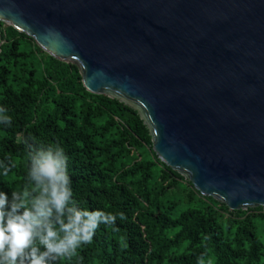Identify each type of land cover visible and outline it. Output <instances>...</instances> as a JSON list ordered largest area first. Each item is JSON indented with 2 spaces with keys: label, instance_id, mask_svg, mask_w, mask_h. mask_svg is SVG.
<instances>
[{
  "label": "water",
  "instance_id": "water-1",
  "mask_svg": "<svg viewBox=\"0 0 264 264\" xmlns=\"http://www.w3.org/2000/svg\"><path fill=\"white\" fill-rule=\"evenodd\" d=\"M0 22L136 111L202 196L264 210V0H0Z\"/></svg>",
  "mask_w": 264,
  "mask_h": 264
},
{
  "label": "trees",
  "instance_id": "trees-1",
  "mask_svg": "<svg viewBox=\"0 0 264 264\" xmlns=\"http://www.w3.org/2000/svg\"><path fill=\"white\" fill-rule=\"evenodd\" d=\"M0 191L24 187L33 149L61 146L81 207L123 213L57 264H264V210L229 211L161 162L136 111L82 85L78 69L0 22Z\"/></svg>",
  "mask_w": 264,
  "mask_h": 264
},
{
  "label": "clouds",
  "instance_id": "clouds-1",
  "mask_svg": "<svg viewBox=\"0 0 264 264\" xmlns=\"http://www.w3.org/2000/svg\"><path fill=\"white\" fill-rule=\"evenodd\" d=\"M11 116L0 106V124ZM11 157L0 160V174L14 167ZM26 183L11 196L0 191V264H57L76 256L92 242L101 224L115 227L117 216L81 207L73 197L68 156L59 145L33 149Z\"/></svg>",
  "mask_w": 264,
  "mask_h": 264
},
{
  "label": "rangeland",
  "instance_id": "rangeland-1",
  "mask_svg": "<svg viewBox=\"0 0 264 264\" xmlns=\"http://www.w3.org/2000/svg\"><path fill=\"white\" fill-rule=\"evenodd\" d=\"M256 231L257 235L264 244V226L263 223L259 220H256Z\"/></svg>",
  "mask_w": 264,
  "mask_h": 264
}]
</instances>
